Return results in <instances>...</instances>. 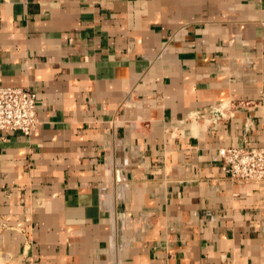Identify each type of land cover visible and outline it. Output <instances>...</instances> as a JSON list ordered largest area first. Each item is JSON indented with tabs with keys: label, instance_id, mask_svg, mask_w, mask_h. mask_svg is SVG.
<instances>
[{
	"label": "crops",
	"instance_id": "0c3cea01",
	"mask_svg": "<svg viewBox=\"0 0 264 264\" xmlns=\"http://www.w3.org/2000/svg\"><path fill=\"white\" fill-rule=\"evenodd\" d=\"M0 84L39 119L0 139V264H264L219 155L264 147V0H0Z\"/></svg>",
	"mask_w": 264,
	"mask_h": 264
},
{
	"label": "built area",
	"instance_id": "2783aa9c",
	"mask_svg": "<svg viewBox=\"0 0 264 264\" xmlns=\"http://www.w3.org/2000/svg\"><path fill=\"white\" fill-rule=\"evenodd\" d=\"M233 100L212 104L207 110L190 112V122L222 123L236 113ZM37 93L21 86L0 84V139L2 132L21 131L30 135L38 126ZM222 171L237 182H264V147H222L219 150Z\"/></svg>",
	"mask_w": 264,
	"mask_h": 264
},
{
	"label": "bare ground",
	"instance_id": "6f19581e",
	"mask_svg": "<svg viewBox=\"0 0 264 264\" xmlns=\"http://www.w3.org/2000/svg\"><path fill=\"white\" fill-rule=\"evenodd\" d=\"M122 174H121V172L120 171H118V173H117V181H121L122 180V176H121Z\"/></svg>",
	"mask_w": 264,
	"mask_h": 264
}]
</instances>
